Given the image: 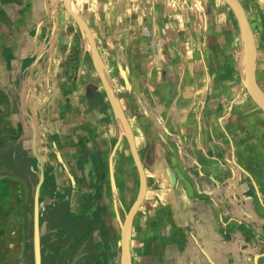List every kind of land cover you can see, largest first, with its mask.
Returning <instances> with one entry per match:
<instances>
[{"label":"crops","instance_id":"1","mask_svg":"<svg viewBox=\"0 0 264 264\" xmlns=\"http://www.w3.org/2000/svg\"><path fill=\"white\" fill-rule=\"evenodd\" d=\"M12 1L0 0L1 37L18 30L4 44L13 81L0 87L11 101H0V127L12 128L2 153L12 161L14 191L36 190L44 175L42 264H120L119 208L131 207L140 178L88 42L63 0H14L24 2L7 10ZM75 2L147 175L133 220V264H264V111L242 82L241 32L230 6ZM31 205H23L27 219ZM30 241L24 258L11 244L13 264H35Z\"/></svg>","mask_w":264,"mask_h":264},{"label":"water","instance_id":"2","mask_svg":"<svg viewBox=\"0 0 264 264\" xmlns=\"http://www.w3.org/2000/svg\"><path fill=\"white\" fill-rule=\"evenodd\" d=\"M67 9L74 17L79 25L82 36L88 42L89 52L91 54L94 66L101 77L104 87L109 96L110 102L113 106L115 117L117 119L122 137H126L129 147L137 166L140 178V185L137 197L127 213L125 214L124 220L120 221L121 227V257L120 264H133L132 259V230H133V220L136 212L138 211L146 190H147V175L145 167L140 156L135 132L129 122L123 105L119 99V96L115 90L114 84L110 72L107 68L106 63L97 46L94 34L91 27L75 0H63ZM234 12L237 21L239 23L241 40H242V51L241 59L244 69L242 70L241 65V75L242 82L250 96L253 100L260 106L264 111V89L260 85L258 78L255 74L257 71V57H258V45L256 36L252 27V24L248 18L246 8L241 0H224ZM241 62V61H240ZM119 144V142L117 143ZM35 146V144H34ZM117 145L112 153V158L115 156ZM113 160V159H112ZM44 179V175L40 176L39 182L36 186L35 191V202H34V252H35V264H42L41 255V227H40V188ZM112 188L116 199H120L119 191L117 189V184L115 180L114 173L112 171Z\"/></svg>","mask_w":264,"mask_h":264},{"label":"rangeland","instance_id":"3","mask_svg":"<svg viewBox=\"0 0 264 264\" xmlns=\"http://www.w3.org/2000/svg\"><path fill=\"white\" fill-rule=\"evenodd\" d=\"M247 10L248 18L252 24L253 30L256 34L257 44H258V57L257 64L260 61V69L259 72L256 71L255 74L258 78V81L264 87V0H241ZM24 1H12L6 5V9H15L17 6H21ZM55 3V1H54ZM77 4V3H76ZM43 6V5H42ZM55 6V5H54ZM21 12V13H20ZM29 12V11H28ZM25 11H19L20 16L27 18V15L24 14ZM7 20L13 21L15 19V15L6 16ZM16 20V19H15ZM25 24V23H24ZM22 24V27L24 26ZM18 31V30H17ZM17 31L7 33L8 38L1 37L0 41H2L0 45V87H5L7 83L12 82V65L11 62H8L7 54L11 48L7 49L4 44L9 41L17 40ZM25 33V30L22 28V31H19L18 34ZM11 43V42H10ZM7 49V50H6ZM242 49V45L240 46V53ZM239 52L237 56H239ZM258 72V73H257ZM0 101L4 105H10V98L6 94H0ZM8 122V121H7ZM11 130V131H10ZM12 132V128H2L0 127V264H13V258L8 255V249L11 244H17L22 249V258H24V242L26 239H30L32 245L34 246V200H35V189L30 188L28 191H24L23 188L22 193L14 191V182L15 176L12 175V161H9L5 158V154H3V146L4 140L8 136V133ZM6 136V137H5ZM9 139V138H8ZM13 143V142H12ZM12 146V144H10ZM13 148V146H12ZM14 186V187H12ZM12 187V189H11ZM122 191V190H121ZM16 192V193H15ZM21 194V195H20ZM21 196V207H19L20 199L18 197ZM135 194L131 195L130 198L134 199ZM31 202V210L29 212L30 218L27 219L25 216V212L23 210V205L25 202ZM130 204L127 203V205ZM130 208V207H129ZM129 208H119L120 216L122 220H124L125 214L129 210ZM21 209V211H20ZM33 237V239L29 238ZM19 239V241H18ZM16 245V246H17ZM35 253V252H34ZM5 260V262H4ZM24 263V260H22ZM17 264V263H16Z\"/></svg>","mask_w":264,"mask_h":264},{"label":"bare ground","instance_id":"4","mask_svg":"<svg viewBox=\"0 0 264 264\" xmlns=\"http://www.w3.org/2000/svg\"><path fill=\"white\" fill-rule=\"evenodd\" d=\"M243 3V2H242ZM247 11V10H246ZM248 14V13H247ZM89 47V46H88ZM241 61V65H242V70L244 69V66L242 64V59L240 60Z\"/></svg>","mask_w":264,"mask_h":264}]
</instances>
